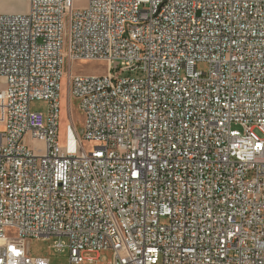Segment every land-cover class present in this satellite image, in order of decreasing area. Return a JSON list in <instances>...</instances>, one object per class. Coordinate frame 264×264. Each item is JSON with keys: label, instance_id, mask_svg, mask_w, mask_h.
<instances>
[{"label": "built area", "instance_id": "1", "mask_svg": "<svg viewBox=\"0 0 264 264\" xmlns=\"http://www.w3.org/2000/svg\"><path fill=\"white\" fill-rule=\"evenodd\" d=\"M74 1L0 13V264H264V0Z\"/></svg>", "mask_w": 264, "mask_h": 264}, {"label": "rangeland", "instance_id": "2", "mask_svg": "<svg viewBox=\"0 0 264 264\" xmlns=\"http://www.w3.org/2000/svg\"><path fill=\"white\" fill-rule=\"evenodd\" d=\"M87 4V0H75L74 6L76 8H83ZM196 68L200 71H205L207 69L206 62H197ZM71 71L74 75H105L109 71V65L104 61L96 60H77L71 65ZM68 70V64L64 65V72ZM127 74V73H124ZM30 107L34 111L46 112L47 103L44 100H33ZM60 137L61 143H64L65 137V127L69 122V117L73 120L77 129H80L83 120V114L79 111L77 103L75 100L67 98V85L66 76L64 75L61 79V91H60ZM254 133L259 137L263 138L264 133L259 129H254ZM84 149L90 151L94 148L95 143L93 141L84 140ZM164 222L165 220L162 219ZM6 235L8 237H13L14 232L10 229L6 230ZM51 244L50 241H45L42 239H31L29 242V253L32 256H46L49 258L51 264H68L69 262V250L64 248L62 251H54L48 246ZM89 256L97 259L96 262H85L84 264H108V262L113 259L112 250H102L99 253H92ZM156 264H162V259L159 256Z\"/></svg>", "mask_w": 264, "mask_h": 264}, {"label": "crops", "instance_id": "3", "mask_svg": "<svg viewBox=\"0 0 264 264\" xmlns=\"http://www.w3.org/2000/svg\"><path fill=\"white\" fill-rule=\"evenodd\" d=\"M30 0H0V13H23L29 8Z\"/></svg>", "mask_w": 264, "mask_h": 264}]
</instances>
